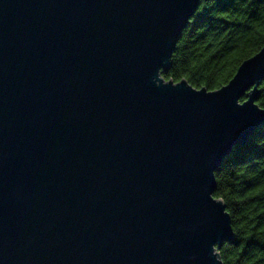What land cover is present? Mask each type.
Returning a JSON list of instances; mask_svg holds the SVG:
<instances>
[{
    "label": "water",
    "instance_id": "95a60500",
    "mask_svg": "<svg viewBox=\"0 0 264 264\" xmlns=\"http://www.w3.org/2000/svg\"><path fill=\"white\" fill-rule=\"evenodd\" d=\"M200 1L0 0V264H223L264 45L217 89L165 80Z\"/></svg>",
    "mask_w": 264,
    "mask_h": 264
},
{
    "label": "trees",
    "instance_id": "16d2710c",
    "mask_svg": "<svg viewBox=\"0 0 264 264\" xmlns=\"http://www.w3.org/2000/svg\"><path fill=\"white\" fill-rule=\"evenodd\" d=\"M263 45L264 0H201L161 75L214 90ZM259 89L257 103L264 108V79ZM214 174L213 195L226 205L233 229V239L217 249L222 263L264 264V121Z\"/></svg>",
    "mask_w": 264,
    "mask_h": 264
}]
</instances>
